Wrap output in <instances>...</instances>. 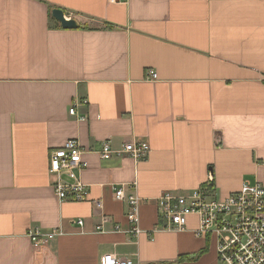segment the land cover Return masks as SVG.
Segmentation results:
<instances>
[{"label": "crops", "instance_id": "obj_1", "mask_svg": "<svg viewBox=\"0 0 264 264\" xmlns=\"http://www.w3.org/2000/svg\"><path fill=\"white\" fill-rule=\"evenodd\" d=\"M70 139L86 151V202L52 190L49 155ZM130 141L149 146L145 159H100L103 142ZM208 175L218 199L264 185V0H0V264H217L197 217L163 230L156 203ZM120 184L142 200L137 236ZM33 229L57 235L36 246Z\"/></svg>", "mask_w": 264, "mask_h": 264}, {"label": "built area", "instance_id": "obj_2", "mask_svg": "<svg viewBox=\"0 0 264 264\" xmlns=\"http://www.w3.org/2000/svg\"><path fill=\"white\" fill-rule=\"evenodd\" d=\"M110 3H121L124 0H108ZM64 17L72 19L69 14ZM149 80H155L156 74L149 71ZM86 105L87 102H81ZM69 116H76V106L68 109ZM85 120V116H79ZM149 146L144 143L130 141L114 149L108 142L101 144L98 155L101 160H109L112 156H127L135 161L145 159ZM86 151L74 139L67 140L63 145L49 155L48 171L54 178L52 190L60 201L86 202L88 189L81 182L78 172L87 168L83 159ZM124 184L114 187V198L125 205V217L128 223L127 234L137 236L141 230L140 205L142 200ZM158 216L166 223L163 230H183L187 218L195 216L198 219L196 235L200 237L213 236L216 240L217 264H264V185L260 182H242L240 189L224 199L215 196L212 177L208 175L206 182L188 194L176 195L171 192L162 193L156 200ZM97 210L101 209L100 201H93ZM103 221L106 220L100 214ZM79 226L82 220L75 222ZM102 226L96 231L102 232ZM115 231L120 227L116 225ZM34 245H44L54 239L56 231L42 233L39 229L28 232ZM99 264H137L128 258H119L106 254L99 258Z\"/></svg>", "mask_w": 264, "mask_h": 264}, {"label": "water", "instance_id": "obj_3", "mask_svg": "<svg viewBox=\"0 0 264 264\" xmlns=\"http://www.w3.org/2000/svg\"><path fill=\"white\" fill-rule=\"evenodd\" d=\"M52 18L57 21L62 29L72 30L77 29L78 24L74 19L67 20L64 17V12L61 9H53L51 11Z\"/></svg>", "mask_w": 264, "mask_h": 264}, {"label": "trees", "instance_id": "obj_4", "mask_svg": "<svg viewBox=\"0 0 264 264\" xmlns=\"http://www.w3.org/2000/svg\"><path fill=\"white\" fill-rule=\"evenodd\" d=\"M50 19H52V20H53V18H52V16H51V11H50Z\"/></svg>", "mask_w": 264, "mask_h": 264}, {"label": "rangeland", "instance_id": "obj_5", "mask_svg": "<svg viewBox=\"0 0 264 264\" xmlns=\"http://www.w3.org/2000/svg\"><path fill=\"white\" fill-rule=\"evenodd\" d=\"M70 20V19H69Z\"/></svg>", "mask_w": 264, "mask_h": 264}]
</instances>
